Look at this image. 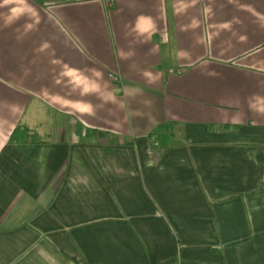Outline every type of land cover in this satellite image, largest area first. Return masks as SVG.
I'll use <instances>...</instances> for the list:
<instances>
[{
  "label": "crops",
  "instance_id": "1",
  "mask_svg": "<svg viewBox=\"0 0 264 264\" xmlns=\"http://www.w3.org/2000/svg\"><path fill=\"white\" fill-rule=\"evenodd\" d=\"M0 264H264V0H0Z\"/></svg>",
  "mask_w": 264,
  "mask_h": 264
},
{
  "label": "trees",
  "instance_id": "2",
  "mask_svg": "<svg viewBox=\"0 0 264 264\" xmlns=\"http://www.w3.org/2000/svg\"><path fill=\"white\" fill-rule=\"evenodd\" d=\"M10 140L12 142L28 143L37 142V138L30 135L27 129L18 128L14 133H12Z\"/></svg>",
  "mask_w": 264,
  "mask_h": 264
},
{
  "label": "built area",
  "instance_id": "3",
  "mask_svg": "<svg viewBox=\"0 0 264 264\" xmlns=\"http://www.w3.org/2000/svg\"><path fill=\"white\" fill-rule=\"evenodd\" d=\"M101 1L106 8H111L114 4V0H99Z\"/></svg>",
  "mask_w": 264,
  "mask_h": 264
}]
</instances>
